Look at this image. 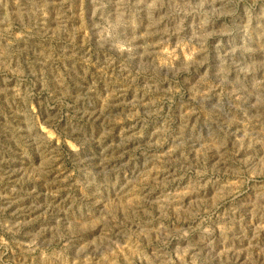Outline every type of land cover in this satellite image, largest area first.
Masks as SVG:
<instances>
[{
  "label": "rangeland",
  "instance_id": "obj_1",
  "mask_svg": "<svg viewBox=\"0 0 264 264\" xmlns=\"http://www.w3.org/2000/svg\"><path fill=\"white\" fill-rule=\"evenodd\" d=\"M0 264H264V0H0Z\"/></svg>",
  "mask_w": 264,
  "mask_h": 264
}]
</instances>
